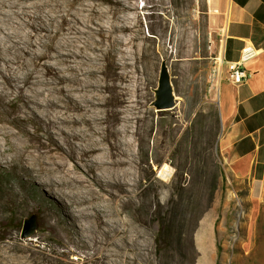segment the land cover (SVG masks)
Listing matches in <instances>:
<instances>
[{
    "label": "bare ground",
    "instance_id": "6f19581e",
    "mask_svg": "<svg viewBox=\"0 0 264 264\" xmlns=\"http://www.w3.org/2000/svg\"><path fill=\"white\" fill-rule=\"evenodd\" d=\"M134 4L0 0V163L18 160L27 180L59 195L71 211L66 233L95 264H153V221L135 199L139 156L150 135L154 153L166 148L169 127L154 132L152 76L123 48L139 37L123 16ZM0 264L41 263L5 254Z\"/></svg>",
    "mask_w": 264,
    "mask_h": 264
},
{
    "label": "rangeland",
    "instance_id": "374dc122",
    "mask_svg": "<svg viewBox=\"0 0 264 264\" xmlns=\"http://www.w3.org/2000/svg\"><path fill=\"white\" fill-rule=\"evenodd\" d=\"M130 1L135 3V8L124 10L123 16L128 25L140 28V33L133 41L126 40L123 48L132 62L140 57V68L145 69L143 78L149 73L152 76L149 87L152 96L147 106L153 115L154 132L158 127H169L166 148L161 146L154 153L155 139L150 135L149 149L139 156L142 169L138 174L135 199L140 206L144 204L139 210L153 221L150 234L153 264H245L250 254L249 209L252 202L244 201L229 189L219 139L217 158L224 177L220 180L213 208L203 215L198 225L189 220L187 214L188 203L196 197H203L204 193L189 139L199 135L203 124L209 128L215 113L220 117L219 101L210 86L214 58L220 53L224 37L222 27L211 18L209 0ZM147 35L153 39L150 57L145 51L144 38ZM124 36L131 37L132 34L126 31ZM164 62L175 94V105L169 109H159L155 105ZM13 129L17 130L16 127ZM17 161L0 163V257L5 254L13 259L30 256L41 264L52 261L95 264L94 250L66 233L68 225L73 226L70 209L62 206L63 200L51 187L40 184L38 179L27 180ZM226 188V192H222ZM231 194L234 206L227 216L226 232L214 233L215 212ZM126 197L123 194V198ZM174 198L178 202V231L182 222L180 214L185 212L183 239L175 238L171 247L159 251L156 243L160 227L158 218ZM33 215L36 229L29 237H24V221Z\"/></svg>",
    "mask_w": 264,
    "mask_h": 264
},
{
    "label": "crops",
    "instance_id": "0c3cea01",
    "mask_svg": "<svg viewBox=\"0 0 264 264\" xmlns=\"http://www.w3.org/2000/svg\"><path fill=\"white\" fill-rule=\"evenodd\" d=\"M209 5L212 20L222 27L220 51L226 61L240 60L247 44L256 49L255 56L244 63L252 76L243 83L229 81L225 76L227 65L222 67L219 150L229 189L252 202L250 254L244 263L264 264V0H209ZM232 201L231 194L219 204L220 211L213 219L214 233L226 232Z\"/></svg>",
    "mask_w": 264,
    "mask_h": 264
},
{
    "label": "trees",
    "instance_id": "16d2710c",
    "mask_svg": "<svg viewBox=\"0 0 264 264\" xmlns=\"http://www.w3.org/2000/svg\"><path fill=\"white\" fill-rule=\"evenodd\" d=\"M220 117L217 113L214 114V122L206 127V124L200 128L199 135H194L193 139H189L195 154L196 164L200 169V181L203 187V197H196L188 203V219L194 221L198 225L203 215L213 207L216 193L220 186V180L223 179V168L217 158L218 150L216 144L218 143L220 134ZM177 199H172L170 207L163 212L158 218L159 233L156 238L159 251L171 247V243L183 239L185 231V212L180 214L181 228L176 229V223L179 215L177 212ZM187 217V216H186Z\"/></svg>",
    "mask_w": 264,
    "mask_h": 264
},
{
    "label": "built area",
    "instance_id": "2783aa9c",
    "mask_svg": "<svg viewBox=\"0 0 264 264\" xmlns=\"http://www.w3.org/2000/svg\"><path fill=\"white\" fill-rule=\"evenodd\" d=\"M255 54L256 49L251 44H247L242 48V56L238 61H226L222 53H219V55L214 58V65L211 70L210 90H215L216 99L218 101L220 100L219 92L223 78V65H227L226 78L234 84H241L252 76V72L245 67L244 63L248 59L254 57Z\"/></svg>",
    "mask_w": 264,
    "mask_h": 264
},
{
    "label": "water",
    "instance_id": "95a60500",
    "mask_svg": "<svg viewBox=\"0 0 264 264\" xmlns=\"http://www.w3.org/2000/svg\"><path fill=\"white\" fill-rule=\"evenodd\" d=\"M155 105L159 109H169L175 105V94L171 83L170 73L164 62L161 68L159 88L157 89V100ZM36 217L33 215L24 221L22 236H30L36 229Z\"/></svg>",
    "mask_w": 264,
    "mask_h": 264
}]
</instances>
